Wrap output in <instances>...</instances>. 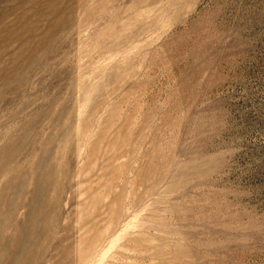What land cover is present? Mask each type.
I'll use <instances>...</instances> for the list:
<instances>
[{
	"label": "rangeland",
	"instance_id": "1",
	"mask_svg": "<svg viewBox=\"0 0 264 264\" xmlns=\"http://www.w3.org/2000/svg\"><path fill=\"white\" fill-rule=\"evenodd\" d=\"M0 264H264V0H0Z\"/></svg>",
	"mask_w": 264,
	"mask_h": 264
}]
</instances>
